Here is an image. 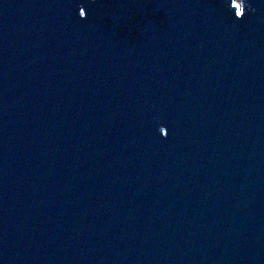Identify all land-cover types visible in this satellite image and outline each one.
I'll return each instance as SVG.
<instances>
[{"label":"water","instance_id":"water-1","mask_svg":"<svg viewBox=\"0 0 264 264\" xmlns=\"http://www.w3.org/2000/svg\"><path fill=\"white\" fill-rule=\"evenodd\" d=\"M0 264H264V0H0Z\"/></svg>","mask_w":264,"mask_h":264}]
</instances>
